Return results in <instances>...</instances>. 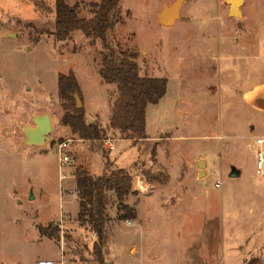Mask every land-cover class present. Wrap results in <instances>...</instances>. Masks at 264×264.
Returning <instances> with one entry per match:
<instances>
[{
	"label": "rangeland",
	"instance_id": "374dc122",
	"mask_svg": "<svg viewBox=\"0 0 264 264\" xmlns=\"http://www.w3.org/2000/svg\"><path fill=\"white\" fill-rule=\"evenodd\" d=\"M54 1L0 0V264L58 260L61 253L64 264L91 262L94 236L76 218L73 171L99 174L103 159L60 122L56 79L69 70L86 96V121L116 145L112 167L133 176L123 202L134 219L121 216L108 192L104 264H264V173L255 170L253 146L264 136V114L249 100L264 87V0H241L239 15L228 0H181L170 26L157 19L174 0H120L123 19L107 32L108 43L136 53L141 74L167 79L165 94L146 107L149 137L137 144L108 125L117 89L98 74L100 41L74 33L56 41L54 13L36 4ZM66 1L89 18V3L98 0ZM42 112L51 117L49 139L27 145L21 126ZM64 139L70 160L59 168ZM231 166L239 177L228 176ZM190 169L191 186L182 182ZM39 224L57 227L59 241L40 235Z\"/></svg>",
	"mask_w": 264,
	"mask_h": 264
},
{
	"label": "trees",
	"instance_id": "16d2710c",
	"mask_svg": "<svg viewBox=\"0 0 264 264\" xmlns=\"http://www.w3.org/2000/svg\"><path fill=\"white\" fill-rule=\"evenodd\" d=\"M46 11L54 13V28L51 32L56 41H65L74 31H80L92 41L99 40L98 74L103 83L115 84L117 96L112 103L108 125L118 131L131 144L145 141L148 138L145 130V113L148 104H154L166 92V77L141 74L134 52L114 48L108 43L107 32L122 21L120 0H98L90 2L91 16L78 14V5H70L66 0H55L53 7L36 3ZM116 47H118L116 45ZM57 95L60 98L63 113L60 122L88 144V150L98 153L103 159L102 170L92 175L84 168L73 171L75 193L78 201L76 218L82 225H88L95 237L92 242L88 264H104V252L110 238V217L106 206L110 201L108 192L117 201L118 212L124 211L123 218L134 219V208L123 202L132 193V173L125 167H112L107 152L103 149L104 130L93 121L85 119L84 107H76L74 95L83 102L80 85L72 72L58 73L56 79ZM151 156H156V149H151ZM149 177V176H147ZM152 177V175H150ZM153 178H156L155 176ZM152 179V178H151ZM40 235L59 241L57 227L38 225ZM247 264H254L248 262Z\"/></svg>",
	"mask_w": 264,
	"mask_h": 264
},
{
	"label": "water",
	"instance_id": "95a60500",
	"mask_svg": "<svg viewBox=\"0 0 264 264\" xmlns=\"http://www.w3.org/2000/svg\"><path fill=\"white\" fill-rule=\"evenodd\" d=\"M181 0H174L170 4H165L158 13V23L163 26L172 25L179 17ZM76 107H81L82 102L77 94L74 95ZM253 105L257 106L254 100V96L250 97ZM258 100V99H256ZM264 109V101L262 104ZM52 129L51 117L47 112L35 113L32 116V124H23L21 130L24 136V143L32 146H41L49 139V132ZM203 161L199 160L198 165H202ZM240 169L235 166H231L228 173L229 177H238L240 175ZM201 173V172H200Z\"/></svg>",
	"mask_w": 264,
	"mask_h": 264
},
{
	"label": "built area",
	"instance_id": "2783aa9c",
	"mask_svg": "<svg viewBox=\"0 0 264 264\" xmlns=\"http://www.w3.org/2000/svg\"><path fill=\"white\" fill-rule=\"evenodd\" d=\"M70 146V141L68 139H64L57 144L56 150V158L58 161V167L63 168L66 164H68L70 157L68 154V149ZM253 146L255 147V170L258 175H262L264 173V136H257L253 140ZM103 147L108 154L109 158L114 157L115 143L109 137H104L103 139ZM64 174L61 173L60 178H64ZM60 222L62 220L60 219ZM61 226V223L60 225ZM95 237L94 232L92 233ZM35 264H64L63 256H61L58 260L53 259H40L35 262Z\"/></svg>",
	"mask_w": 264,
	"mask_h": 264
},
{
	"label": "crops",
	"instance_id": "0c3cea01",
	"mask_svg": "<svg viewBox=\"0 0 264 264\" xmlns=\"http://www.w3.org/2000/svg\"><path fill=\"white\" fill-rule=\"evenodd\" d=\"M74 34H82L80 31H74L73 32ZM85 36V35H84ZM89 39V38H88ZM259 83H261V81H259ZM104 84H106V83H104ZM106 85H115V84H106ZM116 86V85H115ZM254 100H255V103H256V108H258V109H256L257 111H259V112H261L262 114H264V109H263V107H262V104H263V101H264V87H262V86H260V88L258 89V90H256L255 91V93H254ZM82 98H83V94H82ZM245 100H248L247 98H244ZM256 99H258V100H256ZM82 104H83V107H85V113H90L91 114V111H90V109L87 107V100H86V96H84V99H83V102H82ZM93 112V114H95L96 112H94V110L92 111ZM87 118V117H86ZM85 118V119H86ZM89 122H93V121H89ZM108 122V121H107ZM148 137H149V135H148ZM157 150V149H156ZM158 152V151H157ZM157 156H158V153H157ZM204 163V162H203ZM205 164L207 165L208 163H207V159L205 158ZM182 166V165H181ZM187 166V165H186ZM120 167H122V166H120ZM166 167V166H165ZM181 169H183V167H181ZM189 169V168H188ZM202 173V171L201 170H199V173ZM167 173H168V168H167ZM181 173H182V170H180V175H179V177H181L182 175H181ZM240 174H241V172H240ZM168 182H169V180H170V174L168 173ZM192 171H191V169L190 170H188V172H185V176L183 177V179H182V182H185V183H188V184H190V186H191V184H193V179H192ZM240 176V175H239ZM238 176V177H239ZM180 182H181V179H180ZM179 182V183H180ZM176 194V193H175ZM178 195H179V199L181 200V203H182V201H183V199H184V196H185V194L184 193H182V192H180V193H178ZM180 203V204H181ZM190 235H189V239H187V244H189V249H187V250H190V249H192L193 248V232H191V233H189ZM190 259H193V258H190Z\"/></svg>",
	"mask_w": 264,
	"mask_h": 264
},
{
	"label": "bare ground",
	"instance_id": "6f19581e",
	"mask_svg": "<svg viewBox=\"0 0 264 264\" xmlns=\"http://www.w3.org/2000/svg\"><path fill=\"white\" fill-rule=\"evenodd\" d=\"M231 2L230 4V12L235 15H239V4L241 0H228Z\"/></svg>",
	"mask_w": 264,
	"mask_h": 264
}]
</instances>
